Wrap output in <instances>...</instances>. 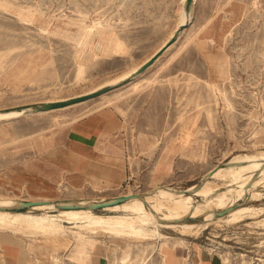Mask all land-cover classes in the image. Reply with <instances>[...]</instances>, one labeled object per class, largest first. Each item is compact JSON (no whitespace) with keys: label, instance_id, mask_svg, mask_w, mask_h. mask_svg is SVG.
<instances>
[{"label":"rangeland","instance_id":"rangeland-1","mask_svg":"<svg viewBox=\"0 0 264 264\" xmlns=\"http://www.w3.org/2000/svg\"><path fill=\"white\" fill-rule=\"evenodd\" d=\"M181 1L0 0V111L74 99L119 77L169 38ZM103 109L122 122L109 142L116 178L72 188L50 155L72 123ZM261 152L264 0H197L190 28L139 78L65 111L0 120V197L69 203L187 191L216 166ZM252 193L237 203L264 207ZM187 218L198 228L158 227L160 239L83 230L78 240L68 222L56 236L0 228V264H198L200 252L214 264H264L262 217L205 228L204 217Z\"/></svg>","mask_w":264,"mask_h":264},{"label":"bare ground","instance_id":"bare-ground-1","mask_svg":"<svg viewBox=\"0 0 264 264\" xmlns=\"http://www.w3.org/2000/svg\"><path fill=\"white\" fill-rule=\"evenodd\" d=\"M186 1L187 0L181 1L180 20L177 26L174 28L169 38L163 42L150 57L119 77L106 82L102 86L100 85L97 89L94 88L95 90L93 91L90 90L91 92L89 91V93L85 95L126 81L166 45L180 26L186 23L192 24L197 0H194V4L189 12L185 9ZM171 48H169L166 53H168ZM105 95L106 94H103L102 96ZM83 103L85 102L45 112H36L34 106L12 108L6 111H0V120H14L15 118L27 114L43 115L55 111H65ZM218 180L223 181V185L225 186V190L223 189L224 191L219 190L218 186L220 184L217 185L215 182ZM257 187H262L264 189V153L262 152L256 155L242 154L234 157L224 166H216L213 171L211 170L206 175L202 184L193 186L187 189V191H178L174 188L165 186H158L153 191L146 194H142L140 191H131V193L125 195L129 198L124 202L103 209L111 213L123 212V214L102 215L95 213L94 210L91 209V206L107 201H93L94 199L79 200L69 203L34 200V202L40 204L28 207L25 212L16 211L17 208L21 207L24 201L5 198V196L0 197V228L10 230L25 229L56 236L65 231V222H68L72 224L71 227L73 229L79 230L76 232L78 240L85 238L82 234L83 230L88 232L101 230L106 233L132 234L136 236L140 235V237L152 236L160 239L163 238V234L159 231L158 227L166 229L181 228L183 231H188L199 226V223L188 222V216L189 219L204 217L201 223L204 228L214 220L239 223L246 219L262 217L258 224L264 228V207L256 208L243 204L239 205L237 203L243 199L244 195L251 191H253L252 194L254 198L263 197L264 194L254 191ZM189 192L190 194H188ZM193 195L202 196L205 200V204L194 205ZM64 205L77 208H58V206ZM40 211L43 212L41 215L35 214V212ZM225 211L227 212L225 215L219 214ZM152 226H154L153 229H151ZM164 239L167 240L169 238L164 236Z\"/></svg>","mask_w":264,"mask_h":264},{"label":"crops","instance_id":"crops-1","mask_svg":"<svg viewBox=\"0 0 264 264\" xmlns=\"http://www.w3.org/2000/svg\"><path fill=\"white\" fill-rule=\"evenodd\" d=\"M121 128L120 118L111 109L72 123L50 155L53 172L64 175L76 189L93 181L114 182L116 167L109 142ZM197 260L198 264H214L211 255L205 252H200Z\"/></svg>","mask_w":264,"mask_h":264},{"label":"water","instance_id":"water-1","mask_svg":"<svg viewBox=\"0 0 264 264\" xmlns=\"http://www.w3.org/2000/svg\"><path fill=\"white\" fill-rule=\"evenodd\" d=\"M194 4V0H187L186 1V6L185 9L186 11H190L191 7ZM191 26L190 23H186L182 26H180L178 28V30L176 31V33L174 34V36L166 43V45H164L153 57H151L146 63H144L139 69L138 71L132 75V77H130L129 79H127L126 81H123L122 83L116 84V85H112L110 87H106L104 89H101L99 91L93 92L91 94L88 95H84L81 97H77L74 99H70L67 101H63V102H58V103H45V104H37V105H33L34 109L36 112H45V111H52V110H56V109H60V108H64L66 106H70L73 104H78L81 102H86L88 100L97 98L102 96L103 94H108L110 92H113L123 86H125L126 84L130 83L132 80H134L135 78H137L138 76L144 74L145 72H147L151 67H153L156 62L167 52V50L169 48H171L174 44H176L180 38V36L182 35V33L188 29ZM129 197L128 196H123V197H118L116 199L107 201L105 203H97L91 206V209L94 211L97 210H101L110 206H114L117 205L119 203L124 202L125 200H127ZM40 204L38 202H34V201H24L22 202L21 207L17 208V210L19 209H25L34 205ZM59 209H72V208H77L74 206H68V205H64V206H58ZM227 212H221L219 213L220 215H225Z\"/></svg>","mask_w":264,"mask_h":264}]
</instances>
